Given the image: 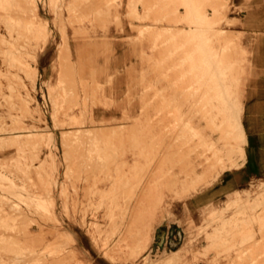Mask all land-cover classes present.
<instances>
[{
	"label": "rangeland",
	"instance_id": "rangeland-1",
	"mask_svg": "<svg viewBox=\"0 0 264 264\" xmlns=\"http://www.w3.org/2000/svg\"><path fill=\"white\" fill-rule=\"evenodd\" d=\"M241 7L0 0V264H264Z\"/></svg>",
	"mask_w": 264,
	"mask_h": 264
},
{
	"label": "crops",
	"instance_id": "crops-1",
	"mask_svg": "<svg viewBox=\"0 0 264 264\" xmlns=\"http://www.w3.org/2000/svg\"><path fill=\"white\" fill-rule=\"evenodd\" d=\"M234 4L242 7L234 16L239 23L232 31L241 34L240 43L248 56L239 116L243 158L237 166L222 170L217 179L216 192L227 193L242 190L252 180L264 181V0H234ZM49 49L48 42L39 52L40 68L50 63Z\"/></svg>",
	"mask_w": 264,
	"mask_h": 264
}]
</instances>
